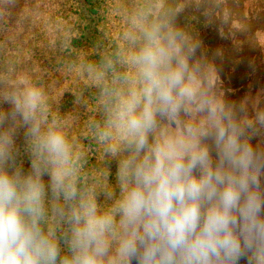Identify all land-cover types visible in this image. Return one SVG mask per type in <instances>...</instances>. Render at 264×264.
Segmentation results:
<instances>
[{
  "label": "clouds",
  "instance_id": "obj_1",
  "mask_svg": "<svg viewBox=\"0 0 264 264\" xmlns=\"http://www.w3.org/2000/svg\"><path fill=\"white\" fill-rule=\"evenodd\" d=\"M190 7L225 35L218 0H112L108 45L69 66L83 119L0 66V264H264V91L226 99Z\"/></svg>",
  "mask_w": 264,
  "mask_h": 264
},
{
  "label": "rangeland",
  "instance_id": "obj_2",
  "mask_svg": "<svg viewBox=\"0 0 264 264\" xmlns=\"http://www.w3.org/2000/svg\"><path fill=\"white\" fill-rule=\"evenodd\" d=\"M254 2L264 4V0H254ZM111 3L112 0H109L107 12L110 34L116 31V26L111 23ZM248 3H253V0ZM233 8L237 9L235 6ZM69 14L68 0H0V66L5 65L6 60H11L16 61L19 67L32 72L49 88L53 105L69 87V73H62L59 75L60 79H57L51 69H46L44 62L46 58L41 54L38 45L46 29L51 30L53 27L66 25ZM203 16L202 10L190 7L178 17L177 22L201 41L203 53L213 60L217 67L226 99L239 102L246 96H255L264 91V47L260 45H264V33H262L264 19L255 22L256 24L247 21L234 23V30H244L237 31L234 37L225 41L224 45L217 46L209 40L208 35L200 34L199 21ZM254 27L258 30L254 31ZM228 42L232 44L229 45ZM210 45L214 46L209 50ZM217 50L222 51V56H215ZM229 65L239 70L238 74L241 78L239 84H226L223 73ZM16 142L22 153L24 168L27 169L29 164L27 156L23 155L22 132L17 135ZM256 142L254 139L253 143ZM112 162L114 163L111 164L113 168L110 169L112 173L110 180L114 183L117 164L115 160ZM100 199L102 201L103 197Z\"/></svg>",
  "mask_w": 264,
  "mask_h": 264
},
{
  "label": "trees",
  "instance_id": "obj_3",
  "mask_svg": "<svg viewBox=\"0 0 264 264\" xmlns=\"http://www.w3.org/2000/svg\"><path fill=\"white\" fill-rule=\"evenodd\" d=\"M249 1L250 0H218V2L221 3V7L213 11L217 14L225 11L230 12L232 17L231 24L226 26L224 29L225 35L221 36L218 21L213 20L209 22V20L203 16L199 21L200 34L205 33L209 36V40L213 44L222 46L227 39L232 37L228 30L235 29L234 23L247 21L250 24H256L255 22H261L264 19V4H256L254 0L253 3H248ZM108 2L109 0H68L70 11L68 23L63 26L53 27L51 30L46 29L38 45L41 54L46 58L44 61L46 69H51L57 79H60L59 75L62 73H69L70 85L63 95L55 101L54 107L59 106L61 112L70 114L73 117H78L79 119L85 118L89 113L86 112L83 107L74 103V97L71 93L82 89L83 84L76 80L73 73L69 71V66L83 52H87L90 56H94L96 53L95 45L97 41L103 39L104 45H108V39L104 38L105 33L110 34L107 20ZM234 6L237 9H234ZM256 28L257 27H254L253 30H258ZM228 43L229 45L232 44V42ZM212 46L214 45H210L209 50L213 48ZM223 60H225V58H223ZM8 62L17 65L16 61L6 60V63ZM238 73L240 72L236 67L229 65L225 73H223L226 84H239L238 82H241V78H239ZM85 95L90 97L91 92L87 91ZM89 106H91V102ZM76 127L78 128V124ZM85 143L93 152L90 163L96 165L98 163L95 153L96 146L89 141H85ZM113 163L112 161L111 163L108 162L107 166L112 169L113 167L111 164Z\"/></svg>",
  "mask_w": 264,
  "mask_h": 264
}]
</instances>
